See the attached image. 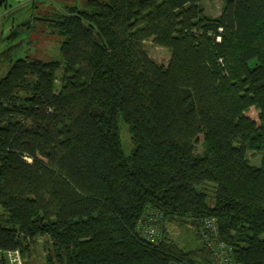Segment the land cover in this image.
Masks as SVG:
<instances>
[{
    "label": "trees",
    "instance_id": "1",
    "mask_svg": "<svg viewBox=\"0 0 264 264\" xmlns=\"http://www.w3.org/2000/svg\"><path fill=\"white\" fill-rule=\"evenodd\" d=\"M86 2L46 21L61 61L19 58L0 78V253L27 264L43 238L44 264H213L214 218L223 264H264V0L216 17L198 0Z\"/></svg>",
    "mask_w": 264,
    "mask_h": 264
},
{
    "label": "rangeland",
    "instance_id": "2",
    "mask_svg": "<svg viewBox=\"0 0 264 264\" xmlns=\"http://www.w3.org/2000/svg\"><path fill=\"white\" fill-rule=\"evenodd\" d=\"M87 0H38L35 6L32 1L28 0L21 9V14L28 15V21L23 23L22 29L9 31L11 21L18 12V7H9L4 11V2L0 1V78L4 76L12 62L19 58L39 59L42 61H61L62 57L59 51L60 41L56 35L50 34L46 27V21L50 20V14L55 12L54 9L65 11L64 7L76 6L78 9H88ZM105 1V0H100ZM203 7L204 13L216 17L220 14L223 6V0H198ZM18 28V27H17ZM30 39V42H29ZM144 47L149 57L155 62L166 65L170 57V51L160 45H156L151 39L144 42ZM246 115L257 124V110L251 107ZM119 134L123 147V152L128 155L133 150V144L130 140V133L126 125L119 121ZM199 148V147H198ZM247 157L251 164L258 165L261 155L252 151L247 152ZM0 208V214H1ZM168 230L170 237L184 249H195L202 245V240L197 239L192 229L179 227L175 224H169ZM44 239L40 238L36 248V258H33L27 264H44L42 255V243ZM208 245V244H207ZM209 247V246H207Z\"/></svg>",
    "mask_w": 264,
    "mask_h": 264
},
{
    "label": "built area",
    "instance_id": "3",
    "mask_svg": "<svg viewBox=\"0 0 264 264\" xmlns=\"http://www.w3.org/2000/svg\"><path fill=\"white\" fill-rule=\"evenodd\" d=\"M216 220L214 218H206L204 220L203 234L206 238L209 248L212 250L214 255L213 264H223L224 258V248L221 240L214 238L212 234L216 233ZM157 227L154 225H149L147 232L144 234L149 240L156 241L158 238ZM0 264H24L22 257L17 249L8 250L4 254L0 253Z\"/></svg>",
    "mask_w": 264,
    "mask_h": 264
},
{
    "label": "crops",
    "instance_id": "4",
    "mask_svg": "<svg viewBox=\"0 0 264 264\" xmlns=\"http://www.w3.org/2000/svg\"><path fill=\"white\" fill-rule=\"evenodd\" d=\"M1 2H4V11L8 10L9 7L17 6L18 12L15 14L14 18L11 21L10 30L9 31H15L20 28H17L18 25L23 24L27 22L28 15L27 14H21V9L25 6L28 0H0ZM31 1V0H30ZM1 12V11H0ZM27 20V21H26Z\"/></svg>",
    "mask_w": 264,
    "mask_h": 264
}]
</instances>
